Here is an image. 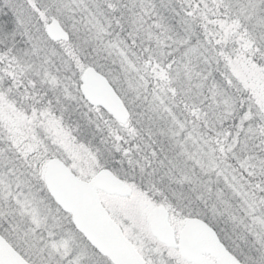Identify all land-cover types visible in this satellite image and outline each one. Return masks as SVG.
<instances>
[{
    "label": "snow or ice",
    "instance_id": "6c2138e0",
    "mask_svg": "<svg viewBox=\"0 0 264 264\" xmlns=\"http://www.w3.org/2000/svg\"><path fill=\"white\" fill-rule=\"evenodd\" d=\"M0 264H264V0H0Z\"/></svg>",
    "mask_w": 264,
    "mask_h": 264
}]
</instances>
